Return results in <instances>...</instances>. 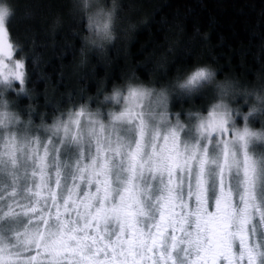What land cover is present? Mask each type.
<instances>
[{"label":"snow or ice","instance_id":"obj_1","mask_svg":"<svg viewBox=\"0 0 264 264\" xmlns=\"http://www.w3.org/2000/svg\"><path fill=\"white\" fill-rule=\"evenodd\" d=\"M19 48L0 15V96L29 92ZM105 101L39 124L5 101L0 264H264V159L233 109L208 105L185 129L132 78Z\"/></svg>","mask_w":264,"mask_h":264},{"label":"trees","instance_id":"obj_2","mask_svg":"<svg viewBox=\"0 0 264 264\" xmlns=\"http://www.w3.org/2000/svg\"><path fill=\"white\" fill-rule=\"evenodd\" d=\"M10 2L15 13L7 27L24 56L29 92L6 98L23 119L31 106L35 124L41 115L50 122L73 103L106 111L111 102L103 93L130 78L161 86L203 64L212 65L219 79L243 84L264 74V0H121L117 39L104 53L87 51L83 62L86 20L71 0ZM129 23L134 29L127 30ZM211 97L209 88L190 97L173 94L170 111L202 110Z\"/></svg>","mask_w":264,"mask_h":264},{"label":"clouds","instance_id":"obj_3","mask_svg":"<svg viewBox=\"0 0 264 264\" xmlns=\"http://www.w3.org/2000/svg\"><path fill=\"white\" fill-rule=\"evenodd\" d=\"M73 11L79 13L86 20V33L81 37L82 62L86 57L87 51L96 50L104 53L118 36V26L120 22V11L122 8L121 0H71ZM15 13V8L10 0H0V15H3L7 22ZM59 23V17L54 20V24ZM135 25L129 23L127 30L134 29ZM125 31V34L127 32ZM198 69L210 72L211 77H200L193 79V73ZM128 81L124 84H115L110 91L103 93L102 100L105 96L110 95L114 87L127 86ZM144 87L153 90L154 93L163 92L167 96L168 106L170 109L171 98L173 94H183L193 96L203 89L212 90V97L208 105L227 104L234 113L235 127L244 129L245 127L251 133L248 137L249 147L254 155L259 159H264V74L257 77L256 82L243 84L234 78L219 79L216 69L210 64L197 65L183 76L174 78L170 84L156 86L155 84L139 83ZM7 101L6 93L0 96V109L4 107ZM242 105H247L246 110ZM239 110V114L236 110ZM200 110L188 108L184 110L183 115L180 111L174 113V118L178 119L185 129H194V114ZM247 117V118H245ZM259 149V150H257Z\"/></svg>","mask_w":264,"mask_h":264},{"label":"rangeland","instance_id":"obj_4","mask_svg":"<svg viewBox=\"0 0 264 264\" xmlns=\"http://www.w3.org/2000/svg\"><path fill=\"white\" fill-rule=\"evenodd\" d=\"M257 150H259V149H257Z\"/></svg>","mask_w":264,"mask_h":264}]
</instances>
